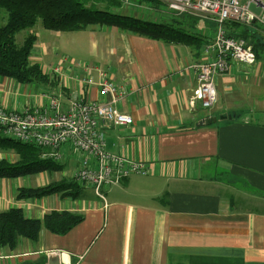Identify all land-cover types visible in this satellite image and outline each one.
I'll list each match as a JSON object with an SVG mask.
<instances>
[{"label":"crops","instance_id":"crops-1","mask_svg":"<svg viewBox=\"0 0 264 264\" xmlns=\"http://www.w3.org/2000/svg\"><path fill=\"white\" fill-rule=\"evenodd\" d=\"M181 22L177 26L202 38L200 45L193 38L166 42L107 25L62 32L38 23L21 31L37 36L31 60L50 78L34 84L0 76V103L23 110L48 106L55 95L65 110L76 95L109 101L97 84L105 71L126 88L116 105L134 119L103 126L106 148L147 162L150 173L113 182L104 189L106 200L84 185L78 198L54 193L18 199L20 187L46 185L45 172L40 178L0 177V211L21 207L34 218L52 210L84 215L66 234L43 229L37 241L0 246V264H264V61L234 63L216 78L214 107H194L198 74L189 66L202 59L216 26ZM82 63L96 83L83 81L88 72ZM57 64L60 72L52 69ZM213 117L218 121L205 122ZM62 163L66 178L74 179V162L67 157Z\"/></svg>","mask_w":264,"mask_h":264},{"label":"built area","instance_id":"built-area-1","mask_svg":"<svg viewBox=\"0 0 264 264\" xmlns=\"http://www.w3.org/2000/svg\"><path fill=\"white\" fill-rule=\"evenodd\" d=\"M129 6H142L132 0H121ZM178 15L204 14L216 22L213 38L207 40L202 59L191 64L198 74V83L190 99L192 106L210 109L218 101L216 78L231 70L234 63L254 66L256 52L245 38L228 34L229 20L243 24L259 22L264 25V0H159ZM260 8L256 13L250 5ZM209 14V15H208ZM88 72L83 81L96 83L91 67L82 63ZM53 71L60 72L57 64ZM100 95L110 96L109 101L90 100L75 96L65 110L59 97L49 95L48 106H28L23 110L9 109L0 103V135L23 143L36 144L48 150L47 154L58 161L67 159L68 146L78 152V167L74 179L92 186L96 194L106 200L104 189L113 182L131 175H147V162L129 158L124 153L107 150L104 125L127 126L133 117L121 111L117 102L125 98L127 90L115 83L105 71L99 72ZM70 149V150H71ZM6 158V157H5Z\"/></svg>","mask_w":264,"mask_h":264},{"label":"trees","instance_id":"trees-1","mask_svg":"<svg viewBox=\"0 0 264 264\" xmlns=\"http://www.w3.org/2000/svg\"><path fill=\"white\" fill-rule=\"evenodd\" d=\"M132 2L155 10H161L165 6L159 0ZM123 5L121 0H0V76L11 77L21 83L45 84L49 81L50 77L42 66L31 60L37 36L29 34L21 44L16 39L18 33L34 28L39 22L46 29L62 32L83 31L92 26L107 25L166 42H182L194 37L175 25V22H180L177 18L171 17L175 22L170 20V23L144 19L123 13ZM226 29L230 35L245 38L253 46L258 60L264 61V27L257 22L246 26L229 20L226 22ZM201 39L195 37L192 40L200 45ZM7 142L8 139L0 135V149L12 150L18 158L0 159V177L61 172L65 168L64 163L48 156L46 148L16 140ZM84 186L75 179L63 177L46 185L20 187L17 198H41L54 193L78 198ZM83 219V214L69 210H52L43 218H34L28 217L21 207H11L0 211V246L14 249L21 238L37 241L43 229L63 235Z\"/></svg>","mask_w":264,"mask_h":264},{"label":"rangeland","instance_id":"rangeland-1","mask_svg":"<svg viewBox=\"0 0 264 264\" xmlns=\"http://www.w3.org/2000/svg\"><path fill=\"white\" fill-rule=\"evenodd\" d=\"M165 6L161 10H158V9L155 10V9L149 8L146 5H142L140 7L139 6L133 7V6H129V5L124 4L123 8H122V12L131 14V15H137V16L143 17L144 19H151V20H157L159 22H168V23H170L171 21L175 22L171 19V17H174V18H177L180 22L182 21L181 24L184 23L183 26H193V25H196L197 21L198 22L200 21V23H202L205 20H207L209 22L208 30H211L214 27L213 24H215V26L217 27V24L213 20V18H211L207 15L189 14L188 17H191V18H183L184 16H180V15L176 14L174 11L170 10L167 5H165ZM39 23L41 26V22H39ZM254 23L249 24V25L243 24V23H241V24L246 25V26H252ZM257 23H259V22H257ZM177 24L178 23L175 22L176 26H177ZM259 24L262 27H264V25H262L261 23H259ZM215 30H216V28H215ZM25 37L26 36L24 35L23 32L19 33V35H17V37H16L17 42L21 44ZM2 137L7 138L5 136H2ZM7 139H8L7 143L12 142V140H13V139H9V138H7ZM8 145L9 144H7V146ZM70 149H71L70 146H68L67 156H68V159H71L74 162L75 169H76L78 167V160H79V157L77 155L78 152L74 151L73 149H71V150ZM3 157L10 158V160H16L18 158L17 154L14 151L6 150V149H0V158L2 159ZM62 162H64V160ZM41 175H42L41 173L38 175H35L34 178H40ZM43 176H44L45 184H47V183H50V182L55 181V180H60L63 177H66L67 174L63 171L55 172V173L48 171V172H45ZM42 183H44V182H42ZM87 188H90L95 192V190L92 186H87Z\"/></svg>","mask_w":264,"mask_h":264},{"label":"water","instance_id":"water-1","mask_svg":"<svg viewBox=\"0 0 264 264\" xmlns=\"http://www.w3.org/2000/svg\"><path fill=\"white\" fill-rule=\"evenodd\" d=\"M250 7L256 12V13H260V8L256 7L254 4H251ZM226 117H229V118H232L233 117V114H229L228 116H221V118H226ZM218 121V117H213V118H208L205 120L206 123H211V122H216ZM202 124V123H201Z\"/></svg>","mask_w":264,"mask_h":264},{"label":"bare ground","instance_id":"bare-ground-1","mask_svg":"<svg viewBox=\"0 0 264 264\" xmlns=\"http://www.w3.org/2000/svg\"><path fill=\"white\" fill-rule=\"evenodd\" d=\"M225 26H226V24H225Z\"/></svg>","mask_w":264,"mask_h":264}]
</instances>
